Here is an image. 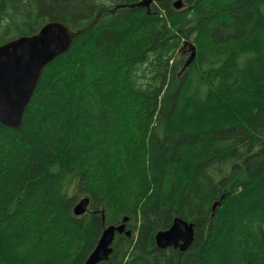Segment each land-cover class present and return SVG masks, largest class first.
<instances>
[{"label":"trees","instance_id":"trees-1","mask_svg":"<svg viewBox=\"0 0 264 264\" xmlns=\"http://www.w3.org/2000/svg\"><path fill=\"white\" fill-rule=\"evenodd\" d=\"M174 1L0 0V45L75 31L0 123V264H84L125 216L98 264H264V0Z\"/></svg>","mask_w":264,"mask_h":264},{"label":"water","instance_id":"water-1","mask_svg":"<svg viewBox=\"0 0 264 264\" xmlns=\"http://www.w3.org/2000/svg\"><path fill=\"white\" fill-rule=\"evenodd\" d=\"M181 6V0L173 3ZM72 31L59 21H48L30 36H20L0 45V123L15 128L20 124L22 113L38 81L42 68L54 57L66 51L72 41ZM194 56V47L190 59ZM89 197L79 198L73 207L75 215L88 210ZM218 202H215L216 205ZM123 217L119 224H108L102 229L84 264L108 261L116 233L129 235ZM194 238L193 223L175 216L170 226L154 234L158 248L172 247L185 251Z\"/></svg>","mask_w":264,"mask_h":264},{"label":"rangeland","instance_id":"rangeland-1","mask_svg":"<svg viewBox=\"0 0 264 264\" xmlns=\"http://www.w3.org/2000/svg\"><path fill=\"white\" fill-rule=\"evenodd\" d=\"M187 57H188V55H185V58H187ZM79 198H82V197H81V196H79V197H78V199H79Z\"/></svg>","mask_w":264,"mask_h":264}]
</instances>
